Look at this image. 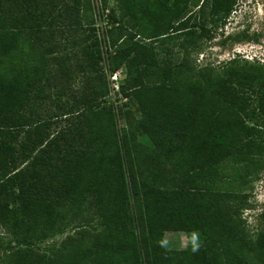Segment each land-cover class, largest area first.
Segmentation results:
<instances>
[{
  "label": "trees",
  "instance_id": "obj_1",
  "mask_svg": "<svg viewBox=\"0 0 264 264\" xmlns=\"http://www.w3.org/2000/svg\"><path fill=\"white\" fill-rule=\"evenodd\" d=\"M114 1L99 0L106 60L111 73L124 67L116 93L136 105L150 146L118 128L96 91L63 128L41 115L48 68L67 74L56 36L84 28L88 0H0V230L10 238L0 264H264V228L252 236L241 214L264 172V65L198 64L236 1L210 0L199 30L168 0ZM88 29L81 67L95 71L103 56ZM166 231L192 240L166 250Z\"/></svg>",
  "mask_w": 264,
  "mask_h": 264
},
{
  "label": "rangeland",
  "instance_id": "obj_2",
  "mask_svg": "<svg viewBox=\"0 0 264 264\" xmlns=\"http://www.w3.org/2000/svg\"><path fill=\"white\" fill-rule=\"evenodd\" d=\"M91 7L92 17L85 16L83 19L85 25L81 30L65 28L66 32L61 34L63 37L56 36V40L61 46L56 56H62L65 59V71L67 74L59 73V67L50 66L49 72L52 74L53 85L50 86L48 93L50 97L46 99L41 108V115L44 118L55 120L59 118L57 123L53 125V131L63 128L67 125L65 116L76 114L79 112L75 101L88 96L93 91L97 92L96 101L99 106H106L113 110L118 128H127L135 132L137 141L145 146H150V141L144 135L135 131L136 123L140 117L136 105L131 101L124 99L121 94L112 92V84L110 80L109 62L106 60V50L108 46H104L102 40V32L107 30L108 23L105 24L107 11L103 9V5L96 3V0H88ZM235 7L226 22L224 31L229 34L228 39L219 36L220 30L214 32V37L204 43L203 50L198 55V64L205 65L212 62L215 66H220L223 62H227L234 58L236 52L247 54L245 60L249 62L258 61L264 65V0H235ZM210 0H192L187 6L185 13L181 19H189L196 30L202 24H208L210 19L208 12L210 9ZM115 5L114 0H109L108 7ZM178 19V20H179ZM69 23V22H67ZM96 29V36L100 41V50L103 60L99 63L95 71L88 68H82L81 64H85L84 45L86 41H82L84 34L90 32L88 26ZM85 31V32H84ZM90 43V40L87 42ZM172 48V47H170ZM54 54V55H55ZM234 54V55H233ZM112 67V65H110ZM118 72V81L116 85H122L125 80V69L120 67ZM114 73V72H113ZM97 75L101 76L100 78ZM243 96L249 97L250 102L246 103L247 110L256 109L254 94L247 90H241ZM74 99V100H73ZM257 112V111H256ZM257 117H260L257 116ZM247 197V207L242 210V218L252 236H255L264 228V172L260 178L252 183V187L245 191ZM73 230H67L63 234H58L46 241L40 243V249L45 250L51 244H58L67 235H71ZM192 238L186 233L180 231H166L163 236V243L166 250L181 251L187 248ZM10 242L9 236L0 230V249L5 252ZM12 244V243H11ZM14 244V243H13Z\"/></svg>",
  "mask_w": 264,
  "mask_h": 264
},
{
  "label": "flooded vegetation",
  "instance_id": "obj_3",
  "mask_svg": "<svg viewBox=\"0 0 264 264\" xmlns=\"http://www.w3.org/2000/svg\"><path fill=\"white\" fill-rule=\"evenodd\" d=\"M191 2H192V0H168L166 2V5H167V9H185L186 10L187 6L190 5ZM229 17H230V15H229ZM228 18L226 19V22H227ZM226 22H225V24L223 26H221L219 28V30H220L219 36L222 37L223 40L229 38L228 37L229 34H226L225 31H224V28L226 27ZM245 55H247V54L236 52V54L234 55V58L236 56L241 57V58H245Z\"/></svg>",
  "mask_w": 264,
  "mask_h": 264
},
{
  "label": "built area",
  "instance_id": "obj_4",
  "mask_svg": "<svg viewBox=\"0 0 264 264\" xmlns=\"http://www.w3.org/2000/svg\"><path fill=\"white\" fill-rule=\"evenodd\" d=\"M118 72H114L112 74H110V80H111V84H112V92L115 94L116 92H118L119 89V85H116L117 81H118ZM118 84V83H117Z\"/></svg>",
  "mask_w": 264,
  "mask_h": 264
}]
</instances>
